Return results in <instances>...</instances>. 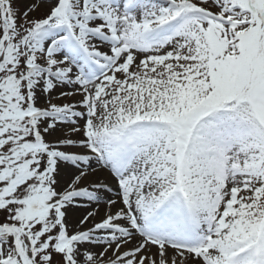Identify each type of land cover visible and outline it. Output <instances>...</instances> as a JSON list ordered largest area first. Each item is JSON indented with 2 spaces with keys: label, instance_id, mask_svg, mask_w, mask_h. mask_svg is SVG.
<instances>
[{
  "label": "snow or ice",
  "instance_id": "6c2138e0",
  "mask_svg": "<svg viewBox=\"0 0 264 264\" xmlns=\"http://www.w3.org/2000/svg\"><path fill=\"white\" fill-rule=\"evenodd\" d=\"M0 264H264V0H0Z\"/></svg>",
  "mask_w": 264,
  "mask_h": 264
}]
</instances>
